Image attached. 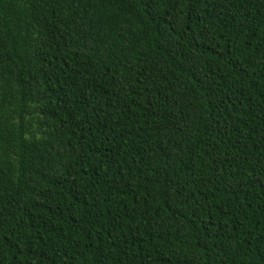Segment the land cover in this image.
<instances>
[{
	"label": "trees",
	"instance_id": "1",
	"mask_svg": "<svg viewBox=\"0 0 264 264\" xmlns=\"http://www.w3.org/2000/svg\"><path fill=\"white\" fill-rule=\"evenodd\" d=\"M0 264H264V0H0Z\"/></svg>",
	"mask_w": 264,
	"mask_h": 264
}]
</instances>
